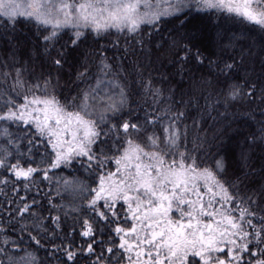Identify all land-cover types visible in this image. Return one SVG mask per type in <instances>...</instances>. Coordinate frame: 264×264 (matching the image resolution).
Returning a JSON list of instances; mask_svg holds the SVG:
<instances>
[{
	"label": "snow or ice",
	"instance_id": "6c2138e0",
	"mask_svg": "<svg viewBox=\"0 0 264 264\" xmlns=\"http://www.w3.org/2000/svg\"><path fill=\"white\" fill-rule=\"evenodd\" d=\"M0 82V264H264V0H0Z\"/></svg>",
	"mask_w": 264,
	"mask_h": 264
},
{
	"label": "trees",
	"instance_id": "16d2710c",
	"mask_svg": "<svg viewBox=\"0 0 264 264\" xmlns=\"http://www.w3.org/2000/svg\"><path fill=\"white\" fill-rule=\"evenodd\" d=\"M65 31L69 32L70 34V30H65ZM221 31L225 35V45H227L228 40L231 39L233 35H235L237 39H240L245 34L251 36L253 40L258 41L259 39V34L256 32L253 26L251 25L246 26V24H241L238 21H233L231 19L226 20L223 23ZM117 36L118 34L115 31H111V35L109 36V39H116ZM119 38L123 40V36H120ZM66 39L67 36H65V40ZM209 39L211 40L212 37L210 36ZM241 42L245 46L248 43V41H244V40H242ZM229 51H231V49H229ZM213 59H216V57L214 56ZM129 71H131L130 67H129ZM128 84H129V89L132 91H136L139 89L138 82L135 86H133L131 75L128 76ZM0 85H2V82H0ZM172 86L174 88L179 87L176 84H173ZM207 123L210 126L213 125V121L210 119L207 121ZM218 127L223 130V137H222L223 152L229 157V159L234 161L239 157L242 151H248L250 153L251 161L255 167V170L258 171L260 164L264 162V150H262L259 146H257L255 149H250L248 144L246 143V137L249 135V133L256 131L257 126L251 122H246L245 119H237V121L233 123L231 127H225V122H221V124L218 125ZM259 179H260L259 176L255 177V180L257 182L259 181ZM40 187H41V194L47 191V189L44 187L43 184H41ZM3 200H4V196L2 193H0V201ZM68 223L69 224L72 223V220L70 218L68 220Z\"/></svg>",
	"mask_w": 264,
	"mask_h": 264
},
{
	"label": "rangeland",
	"instance_id": "374dc122",
	"mask_svg": "<svg viewBox=\"0 0 264 264\" xmlns=\"http://www.w3.org/2000/svg\"><path fill=\"white\" fill-rule=\"evenodd\" d=\"M66 30H68V29H66ZM112 31H115V30L113 29Z\"/></svg>",
	"mask_w": 264,
	"mask_h": 264
}]
</instances>
